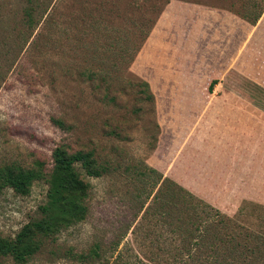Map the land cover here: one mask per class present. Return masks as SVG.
I'll use <instances>...</instances> for the list:
<instances>
[{
    "label": "rangeland",
    "instance_id": "rangeland-1",
    "mask_svg": "<svg viewBox=\"0 0 264 264\" xmlns=\"http://www.w3.org/2000/svg\"><path fill=\"white\" fill-rule=\"evenodd\" d=\"M175 2L229 11L252 30L240 42L242 62L216 79L212 92L205 90L210 80H192L182 60L183 70L166 81L153 63V46L146 43ZM29 5L35 7L32 27L25 24ZM261 5L263 0H0V165L40 162L47 172L58 145L70 152L92 149L100 161L123 165L98 177L82 175L90 184L85 219L53 238L41 237L26 262L0 257V264H139L150 252L170 264L171 254L131 232L140 202L150 200L147 192L134 199L136 186L124 164L136 159L229 216L245 205L243 221L255 223L252 208H264V16L250 19ZM45 17L51 24L43 27ZM140 42L130 61L106 50L108 43L134 48ZM186 42L178 41L184 50ZM138 80L149 83L154 110L140 99ZM168 86L181 91L173 95V118L166 113ZM46 190V182L36 180L25 195L10 188L0 193L2 237H14L41 216Z\"/></svg>",
    "mask_w": 264,
    "mask_h": 264
},
{
    "label": "trees",
    "instance_id": "trees-1",
    "mask_svg": "<svg viewBox=\"0 0 264 264\" xmlns=\"http://www.w3.org/2000/svg\"><path fill=\"white\" fill-rule=\"evenodd\" d=\"M34 10L33 6L25 7L27 27L35 24ZM263 10L264 0L250 19L252 23L258 20ZM46 17L43 27L51 24ZM242 17L249 20L246 15ZM104 30L108 32V27ZM140 46L141 42L134 48H116L108 43L106 50H116L115 56L128 55L130 61V56H133L130 52L138 51ZM215 82L211 81L210 90ZM104 88L109 90V87ZM137 88L140 99L149 101L151 110H154V96L149 83L138 80ZM106 96L114 102L115 97L109 95V91ZM57 121L60 123L61 119ZM108 133L119 136L115 129ZM51 158V168L47 172L40 162L31 168L15 163L0 165V193L10 188L19 195H25L34 181L44 180L47 184L45 201L40 207L41 216L25 224L12 238L0 235V257H11L18 263L29 260L39 250L41 237L53 238L62 229L87 217L90 184L82 178L83 174L98 177L123 167L119 162L112 166L106 160L100 161L92 149L70 152L64 145L56 146ZM124 169L136 186L134 199L140 201L146 192V198H150L149 202L145 199L140 202L142 213L131 232L135 237L142 232L140 237L144 240L149 237L152 247L171 254L170 264H264V208L254 206L252 209L256 212L252 211L250 216L256 221L249 223L243 221L244 214L247 215L245 205L229 216L163 176L145 159L129 161L124 164ZM150 253L147 262L140 260L139 264H162L157 252Z\"/></svg>",
    "mask_w": 264,
    "mask_h": 264
},
{
    "label": "crops",
    "instance_id": "crops-1",
    "mask_svg": "<svg viewBox=\"0 0 264 264\" xmlns=\"http://www.w3.org/2000/svg\"><path fill=\"white\" fill-rule=\"evenodd\" d=\"M261 14L259 22L264 16L263 11ZM250 29L244 20L229 11L175 2L166 6L146 45L152 44L150 54L154 56L153 63L163 69L165 81L169 73L175 79L178 71L183 70L180 68L182 60L181 66L192 69V80L194 77L202 79L204 76V80H210L205 88L209 93L212 92L209 89L212 80H221L231 68H238L242 62L237 57L244 47L240 42L252 35ZM182 38L188 41L184 46L185 50L181 47V42L178 43ZM151 46L146 50L149 51ZM156 55L160 56L156 59ZM171 57L178 58L175 61ZM147 59L148 63H152L148 56L145 62ZM168 87L166 94L170 107L168 106L166 113L173 118L177 112L172 107L173 95H179L181 91L178 89L176 92L175 88Z\"/></svg>",
    "mask_w": 264,
    "mask_h": 264
}]
</instances>
